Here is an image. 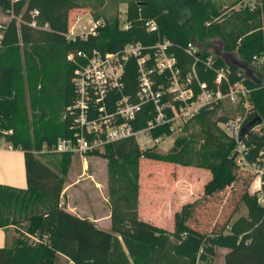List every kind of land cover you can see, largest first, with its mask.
Returning <instances> with one entry per match:
<instances>
[{
	"label": "trees",
	"instance_id": "16d2710c",
	"mask_svg": "<svg viewBox=\"0 0 264 264\" xmlns=\"http://www.w3.org/2000/svg\"><path fill=\"white\" fill-rule=\"evenodd\" d=\"M144 1L147 3L143 4ZM261 1L259 6H254L255 10L245 7L249 15L260 14L259 24L236 47L227 42L224 26L210 21L222 17L238 0L230 6L225 0H134L129 3L128 29L115 19L98 25L96 34L75 39H68L67 34L69 11L79 5L76 0H29L23 11L20 0H0L5 11L13 9L16 15L21 14L19 32L13 20L7 26L0 49V140L24 152L27 180L26 188L0 183V229L13 227L20 234L0 247V264H57L62 255L75 264H211L220 247L227 249L224 264H264V205L248 189L241 197L247 214L232 216L220 230L205 232L193 225L197 207L242 180L234 157L237 143L219 124L228 122L229 117L222 116L219 122L212 118L218 106L202 108L184 125V131L190 130L194 123L200 127L201 147L192 155L189 147L194 138L184 134L175 137L174 145L166 153L157 151V144L142 149L133 137L108 142L103 151L96 149L88 153L108 159L110 230L101 229L60 205L73 152H54L51 147L59 138L73 136L71 120L62 119L59 114L44 120L43 115L32 134L26 123L28 101L43 111L61 101L65 111L75 99L72 76L76 64L68 60L69 52L94 48L117 50L128 42L150 45L164 39L180 45L195 41L206 58L214 51L209 41L219 38L226 46L223 52L217 51V66L229 64L234 72L242 67L252 71L255 80L243 74H234V80L244 79L252 88L254 113L264 117V66L261 65L264 63V0ZM34 9L39 10L35 19L41 26L48 24V28L29 24ZM151 19L158 24L157 32H148L144 26ZM235 51L239 57L231 59ZM177 52L184 61H189L182 49ZM200 70L203 79H213L215 72L204 71L203 65ZM124 79L127 85L135 87V64L127 66ZM148 118L136 127L145 126ZM11 129L13 132L8 133ZM152 132L155 138L173 134L170 124L158 126ZM245 143L250 149L246 158L253 162L264 146V137L251 135ZM44 146L48 149L46 153L60 156L56 166H50L35 154ZM142 158L194 165L212 173L201 199L176 212L175 232L139 213ZM25 222L28 224L21 230ZM23 233L38 235L40 239L31 242Z\"/></svg>",
	"mask_w": 264,
	"mask_h": 264
},
{
	"label": "built area",
	"instance_id": "2783aa9c",
	"mask_svg": "<svg viewBox=\"0 0 264 264\" xmlns=\"http://www.w3.org/2000/svg\"><path fill=\"white\" fill-rule=\"evenodd\" d=\"M32 15L33 20L29 23L32 27L48 28V24L41 26L35 19L39 15L38 9H34ZM144 23L148 32L159 30L155 20ZM100 24L101 20L95 21L90 31L80 37L96 34ZM123 28L128 29L129 23ZM76 37L71 30L67 34L68 39ZM2 40L0 35V49ZM177 49H182L189 61H184ZM216 55L213 53L204 58L202 47L195 41L180 45L168 39L150 45L141 41L128 42L117 50L94 48L69 52L68 60L76 64L72 76L76 97L66 107L64 118L71 120L73 136L59 138L51 151L77 152L83 156L103 148L108 142L130 137L146 149L160 141L161 138H155L152 132L158 126L170 124L173 132L176 128L182 131L186 122L204 107L239 109L240 114L222 123L221 127L237 143L234 157L240 156L254 168L256 178L252 193L264 205V146L256 160L249 162L246 155L250 149L245 143L251 135L264 137V117L254 113L250 99L252 88L244 79L234 80V74L245 75L244 69L234 72L229 64L217 66ZM132 64L137 70L135 87L127 85L124 79L127 66ZM200 65L204 71L215 72L213 79H203ZM257 116L261 120L242 133L244 126ZM145 117H149L146 125L137 128ZM8 147L13 148L11 144ZM47 151L46 147V150L36 152Z\"/></svg>",
	"mask_w": 264,
	"mask_h": 264
},
{
	"label": "rangeland",
	"instance_id": "374dc122",
	"mask_svg": "<svg viewBox=\"0 0 264 264\" xmlns=\"http://www.w3.org/2000/svg\"><path fill=\"white\" fill-rule=\"evenodd\" d=\"M20 1L23 2V11L28 6L29 0ZM76 1L79 5L69 11V24L71 32L73 31L77 36H81L90 31L97 18L102 21V24L115 19L119 20L122 27L126 23L128 24L129 3L134 0ZM233 1L235 0H225V3L227 6H230L233 4ZM261 2V0H238V3L233 8L229 7V10L222 17L210 22H217L221 26H224V31L228 35L227 42H232L238 47L241 39L253 32L252 29L255 24H259L258 18L260 14L249 15L245 12V7L249 6L250 10H255L254 6H259ZM20 18L21 14L16 15L13 9L5 11L0 7V35L3 36V39L7 26L13 20H16L17 31L19 32ZM209 42L213 48L212 50H214L213 53L217 54L218 50L220 52L224 51L226 45L219 38ZM238 57L236 51L230 55L231 59ZM260 62L263 61L261 60ZM261 65L264 66V63H261ZM27 106L26 123L30 134L39 126L37 120L43 117V115L44 120L56 117L57 114L62 119L64 118V105L61 101H56L51 107H47L45 111L34 108L29 101L27 102ZM239 111V109L219 107L213 111L212 118L217 122H219L222 116L235 119L240 114ZM219 124L221 126L222 122H219ZM180 134L194 138L189 147L190 155L194 154L195 150L200 149L202 141L201 131L199 125H195L194 123L188 131H184V129L180 131L176 128L172 135L161 138L157 143V151L162 153L168 152L174 145L175 137ZM1 140L0 182L18 186V178H22L23 174L25 175L24 153L18 151V149L9 148L8 145L10 143L3 139ZM42 150H46V146ZM103 150L104 148H101L100 151ZM35 154L52 167L56 166L60 161V156L57 154L37 153L36 151ZM236 160L242 180L233 187H227L212 200L197 207L195 217L192 219L193 225L197 228L205 232L220 230L223 224L231 219L232 216V218H235L238 215L247 214V207L241 200V197L245 189H248L252 193L256 173L254 168L248 166L240 156ZM140 173L143 192L147 194L149 190L152 194H156V198H158L156 208H151L152 212L154 209L157 211L153 216V220L170 232H175L176 212L182 211L186 204L201 199L204 194L205 185L212 176L210 170L202 167L150 160L147 158H142L140 161ZM65 178L66 183L60 201V205L62 202V207L68 210H71L72 207L86 214L94 211L97 204L103 205L107 200L110 203L108 159L101 154L90 153L82 156L80 153H73L70 169ZM27 224L25 222L21 226V230H25ZM5 232L9 234L14 233L13 238L20 235L18 229H7ZM1 236L2 232L0 231ZM25 236L31 242H38L40 239L35 234H26ZM9 242H12V240ZM226 250L223 247L218 248L217 255L211 264H224L223 254ZM57 264H66V262L62 257H59Z\"/></svg>",
	"mask_w": 264,
	"mask_h": 264
},
{
	"label": "crops",
	"instance_id": "0c3cea01",
	"mask_svg": "<svg viewBox=\"0 0 264 264\" xmlns=\"http://www.w3.org/2000/svg\"><path fill=\"white\" fill-rule=\"evenodd\" d=\"M18 151H21L22 153H24L22 150L18 149ZM23 160H24V167H25V158L23 155ZM25 175H26V171H25ZM24 174L22 175V178H18V186L16 187H21V188H26L27 187V180H26V176ZM1 183V182H0ZM5 184V183H4ZM14 184V183H13ZM10 185V184H9ZM63 194V193H62ZM65 195V192H64ZM158 198H156V194H152V192H149L145 194L143 192V189L141 190L140 193V198H139V213L142 217H144L145 219L148 220H152L155 222L154 219V215L157 212L155 209L151 210V208H156V203H157ZM144 206H146V208H144ZM165 206V204H164ZM165 209V208H164ZM68 210V209H67ZM68 211L78 215L79 217L82 218H87L89 220H91L92 222H94L99 228L104 229V230H110L111 228V214H112V210H111V205L110 203L107 202L105 204H97L95 206V210L94 211H90L88 213H82L79 210H76L75 208L71 207V210L69 209ZM156 223V222H155ZM7 229H14L13 227H9L6 229H0V231L2 232V236L0 237V247L6 245L10 240H12L14 233L9 234L8 232H5ZM227 252V250L224 252L223 254V259H224V255ZM63 260H65L66 264H75L72 260H70L68 257L62 255L61 256Z\"/></svg>",
	"mask_w": 264,
	"mask_h": 264
},
{
	"label": "water",
	"instance_id": "95a60500",
	"mask_svg": "<svg viewBox=\"0 0 264 264\" xmlns=\"http://www.w3.org/2000/svg\"><path fill=\"white\" fill-rule=\"evenodd\" d=\"M146 3H147V1H144V2H143V4H146ZM242 68H243V67H242ZM243 69H244V71H245L244 74H245L246 77H250V78H252V79H254V80L256 79V77H254L252 71L247 70V69H245V68H243ZM258 83H261V81H258ZM260 120H261V117H260V116H257L256 119L250 121L246 126H244V128H243V130H242V133H244V132H245L250 126L256 124V123L259 122Z\"/></svg>",
	"mask_w": 264,
	"mask_h": 264
}]
</instances>
